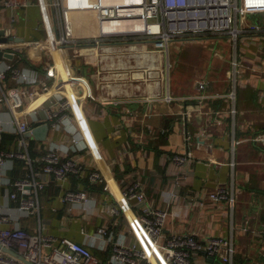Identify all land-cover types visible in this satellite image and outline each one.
Returning <instances> with one entry per match:
<instances>
[{
  "label": "crops",
  "instance_id": "obj_1",
  "mask_svg": "<svg viewBox=\"0 0 264 264\" xmlns=\"http://www.w3.org/2000/svg\"><path fill=\"white\" fill-rule=\"evenodd\" d=\"M22 1L28 4L18 10L0 6V29L8 37L0 47L5 50V63L38 83L24 85L9 74L6 85L29 89L24 94L28 123L33 131L43 125L49 130L20 136L10 122L12 111L0 105V120L6 127L0 154L14 151L30 158H10L0 166V216L10 218L5 226H19L32 234L43 226L57 239L76 242L87 241V234L106 227L105 240L93 248L102 264H111V237L139 243L153 254L155 264H171L161 252L151 250L148 236L140 232L141 205L132 202L130 207L123 196L139 180L149 204L170 214L164 231L167 240L188 233L201 240L226 236L239 245L235 264H264V34L241 46L239 41L231 42L229 60L220 50L208 62L187 59L173 76L170 48L181 54L180 45L201 40L172 41L168 49H156L145 37L120 40L115 42L111 62L89 64L86 56L77 55L76 46L54 57L48 51L39 0ZM80 22L76 33L79 45L86 46L99 27L92 15ZM55 58L56 78L47 70ZM151 71L153 77H149ZM74 73L88 84H74L70 79ZM202 80L207 87L200 91L197 83ZM62 97L73 101L74 107L61 128L55 129L50 111ZM72 134L78 135L79 143H71ZM50 149L87 171L114 176V194L82 175L66 181L52 176L41 191L32 187L26 195L39 200V211L21 210L11 197L21 192L12 183L23 178L40 181V159ZM187 152L191 160L182 167L173 157ZM220 188L227 196L214 201L210 193ZM81 189L90 197L85 207L65 200L68 190ZM114 207L118 213H112ZM203 256L196 259L197 264H212ZM137 264L148 261L138 258Z\"/></svg>",
  "mask_w": 264,
  "mask_h": 264
},
{
  "label": "built area",
  "instance_id": "obj_2",
  "mask_svg": "<svg viewBox=\"0 0 264 264\" xmlns=\"http://www.w3.org/2000/svg\"><path fill=\"white\" fill-rule=\"evenodd\" d=\"M27 4L28 2L22 0H0V6L11 10H18ZM39 5L48 34L46 42L51 56L56 57L57 52L60 56L65 48L76 46L77 55L86 56L89 64L99 63L104 59L111 62L114 58L115 42L134 37L149 38L154 42L156 49H168L172 41L184 38L227 36L232 43L237 44L241 38L252 39L256 35L264 34V0H139L127 4L115 0H39ZM89 15L96 19L99 28L89 36L86 46H80L82 43L76 31L82 18ZM248 19H253V22L250 23ZM128 20L143 22L144 30L124 32L113 27L107 28L110 22ZM12 21L16 22V17ZM0 51L5 54L1 47ZM4 54L0 57V105L10 108L13 113L11 124L15 126L20 136H25L31 133L33 128L26 118L28 112L25 109L24 94L29 92V89L24 85L34 86L38 82L31 79L25 71L16 69L13 64L5 63ZM57 68L55 58V64L47 68L48 75L56 78ZM9 74L24 85L9 88L6 85ZM153 76L151 71L149 77ZM70 79L74 84H88L84 77L76 73L70 75ZM39 82L43 83L46 92L50 90L45 81ZM197 85L200 91L207 87L204 80L199 81ZM54 105L50 111V121L53 127L58 129L61 128V121L67 118L68 111L74 106L73 101L65 97ZM54 107L56 108L53 109ZM5 130L4 122L0 120V142ZM71 143H79L77 134H72ZM87 145L95 151L92 144ZM190 156L191 153L187 152L185 155L177 154L173 158L176 163L185 167L191 160ZM10 158H25L30 161L26 153L4 151L0 154V166ZM40 162L43 164L39 174L40 181L23 178L12 183L21 192V196L17 192L11 196L19 202L21 210L32 213L39 211V200L26 195L30 194L32 187L36 191H41L47 179L52 176L60 181H66L72 175H82L87 177L92 185L102 186L105 191L114 194L113 187L117 182L114 176L106 177L96 169L87 171L70 158L63 160L62 154L56 149L47 151ZM210 194L214 201H220L227 196L224 188ZM123 196L130 207L132 202L141 205L140 232L148 236L151 250L161 252L168 263L197 264L196 259L205 252L207 255L203 254L204 258L214 257L212 264H234L239 248L233 238L209 235L201 240L197 234L188 233L174 234L167 240L164 231L170 214L164 208L149 204L145 185L141 181H133ZM64 198L84 207L90 199L84 189L77 192L68 190ZM118 212L119 209L115 207L112 209L113 214ZM9 219L6 215L0 216V244L17 251L35 264H102V259L93 252V248L99 240H105L108 234L106 227H99L92 236L87 234V241L76 242L67 237L57 239L46 233L43 226L37 234H32L19 226L6 227L5 223ZM109 241L113 251L111 264H137L138 258L146 259L148 264H155L152 260L153 254L140 247L139 243L129 244L125 237L124 239L111 237ZM0 263L23 264L1 249Z\"/></svg>",
  "mask_w": 264,
  "mask_h": 264
},
{
  "label": "rangeland",
  "instance_id": "obj_3",
  "mask_svg": "<svg viewBox=\"0 0 264 264\" xmlns=\"http://www.w3.org/2000/svg\"><path fill=\"white\" fill-rule=\"evenodd\" d=\"M250 23L253 22V19H248ZM208 37V38H205ZM203 38H195L201 41H196L192 44L188 43H183V45L179 46V49L182 50L181 54L179 51H174L175 48H170V53L172 55L171 59V68L173 70V76H176V74L180 73L177 69H183L184 65L187 63V59H200L204 60L205 62L211 61L213 59V54L215 53L216 50H220L223 52L225 55V58L229 60L230 58V47H231V40L227 36H219V37H212L210 35H206ZM189 40L192 38H184L183 40ZM182 40V41H183ZM191 42V41H189ZM247 39L246 38H241L239 40V43L241 46L242 43H246ZM196 43V44H195ZM173 45V44H172ZM176 45V44H175ZM190 46V47H189ZM175 47V46H174ZM173 65V67H172ZM239 247V245H238ZM236 248V247H235ZM242 252V248L240 249Z\"/></svg>",
  "mask_w": 264,
  "mask_h": 264
},
{
  "label": "water",
  "instance_id": "obj_4",
  "mask_svg": "<svg viewBox=\"0 0 264 264\" xmlns=\"http://www.w3.org/2000/svg\"><path fill=\"white\" fill-rule=\"evenodd\" d=\"M5 30L0 29V43L1 42H5L8 41V37L4 35ZM12 39V38H11ZM2 51H0V57L2 56ZM49 130V126L48 125H43L41 127H39L38 129H36L34 132L35 135H38L39 132H43V134L47 133ZM30 133H28L27 135H29ZM0 249L4 252V253H8L12 256H14L15 258H17L21 263L23 264H35L34 262L28 260L25 256H22L20 253H18L17 251L8 248V247H4L2 246V244H0ZM204 255H207L205 252L203 253ZM209 261L214 262V257L210 256L208 257Z\"/></svg>",
  "mask_w": 264,
  "mask_h": 264
},
{
  "label": "bare ground",
  "instance_id": "obj_5",
  "mask_svg": "<svg viewBox=\"0 0 264 264\" xmlns=\"http://www.w3.org/2000/svg\"><path fill=\"white\" fill-rule=\"evenodd\" d=\"M117 2H123V3H131L133 1H139V0H115ZM116 28L120 31L127 32L128 30H135V31H142L145 28V24L141 21L137 20H128V21H114L110 22V24L107 26V28Z\"/></svg>",
  "mask_w": 264,
  "mask_h": 264
},
{
  "label": "trees",
  "instance_id": "obj_6",
  "mask_svg": "<svg viewBox=\"0 0 264 264\" xmlns=\"http://www.w3.org/2000/svg\"><path fill=\"white\" fill-rule=\"evenodd\" d=\"M3 139H4V137H3ZM5 140H6V138H5ZM21 163H23V162H21ZM93 252L96 254V255H98L99 256V254L98 253H96L94 250H93ZM237 261V255L235 256V261H234V264H235V262Z\"/></svg>",
  "mask_w": 264,
  "mask_h": 264
}]
</instances>
